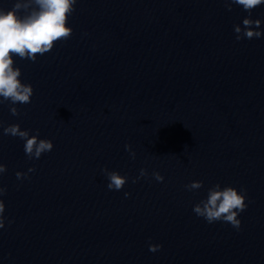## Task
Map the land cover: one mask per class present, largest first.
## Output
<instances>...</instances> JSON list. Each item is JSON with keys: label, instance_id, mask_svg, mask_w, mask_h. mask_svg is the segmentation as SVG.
Instances as JSON below:
<instances>
[{"label": "clouds", "instance_id": "clouds-1", "mask_svg": "<svg viewBox=\"0 0 264 264\" xmlns=\"http://www.w3.org/2000/svg\"><path fill=\"white\" fill-rule=\"evenodd\" d=\"M76 2L77 0H16L11 9L0 8V97L3 98L0 102L7 101L12 105L31 103L33 87L20 80L21 70L13 66V56L34 62L37 55L51 51L57 41L67 40L73 31L67 21L75 10ZM225 4L229 11L235 4L249 13L242 21L243 27L234 26L237 41L262 36L259 30L261 21L253 20L251 12L256 7L264 5V0H225ZM21 12L23 15H20ZM10 112L13 116L20 114L14 106L10 108ZM3 132L5 135L19 137L25 141L24 151L29 159H39L42 154L53 149L52 141L40 139L38 130L36 135H30V130H22L19 124H10L3 128ZM125 149L135 158L130 145H125ZM6 171V165L0 163V174ZM33 171L34 168L28 169V172ZM101 171L109 181L107 185L109 190L119 191L127 182L128 178L119 172L109 171L107 168ZM146 175V170L141 169L140 176L134 179L133 183ZM153 176L157 181L162 182L164 179L159 173H153ZM16 177L18 180L27 178V173L16 172ZM202 187L203 181H192L185 185L188 191L199 190ZM6 191V187H0V196L5 195ZM244 191H238L232 186L222 187L217 183L207 189V197L194 205L193 212L209 224L223 221L239 229L241 221L238 216L247 208ZM124 195L127 197L129 193L126 192ZM4 212L5 203L0 199V229L5 227ZM161 247L158 244H150L149 250L156 252Z\"/></svg>", "mask_w": 264, "mask_h": 264}]
</instances>
